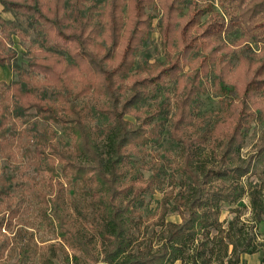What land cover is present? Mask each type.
<instances>
[{
	"label": "trees",
	"instance_id": "16d2710c",
	"mask_svg": "<svg viewBox=\"0 0 264 264\" xmlns=\"http://www.w3.org/2000/svg\"><path fill=\"white\" fill-rule=\"evenodd\" d=\"M0 3L39 37L41 48L27 65L43 74L55 95L47 97L27 73L0 80V155L9 154L16 119L30 110L61 124L71 137L68 145L55 130L32 127L34 151L47 160V212L60 238L57 248L51 245L53 256L62 250L67 264H238L242 253L256 250L255 226L238 215L224 225L219 204L246 194L253 221L264 216V129L256 150L241 154L251 121L264 116V0H218L222 12L209 14L211 4L196 0ZM154 29L163 57L138 61ZM8 31L0 15V65L11 67L17 51L1 36ZM235 32L246 37L238 50L227 40ZM239 63L250 68L242 80L233 75ZM208 80L220 110L210 125L200 121L202 132L193 131ZM169 83L180 86L167 126L179 145V188L171 208L180 220H162L155 241L139 247L134 229L140 220L133 208L143 205L154 182L130 174L132 156L160 135L168 112L165 102L143 110L140 104ZM251 174L257 180L245 182ZM66 175L88 198V226L72 221ZM8 186L2 183L0 197ZM31 251L25 243L14 264H28Z\"/></svg>",
	"mask_w": 264,
	"mask_h": 264
},
{
	"label": "rangeland",
	"instance_id": "374dc122",
	"mask_svg": "<svg viewBox=\"0 0 264 264\" xmlns=\"http://www.w3.org/2000/svg\"><path fill=\"white\" fill-rule=\"evenodd\" d=\"M197 4L209 3L211 10L222 12L218 0H196ZM0 15L7 20L9 25V36L1 33L6 38L7 44L17 51L13 65H0V80L10 81L20 78V72L28 74L42 84L43 91L49 98L55 95L52 87L43 83L44 76L36 71H31L27 60L36 50L41 48L39 37L26 27L23 19L15 17L10 12L2 11L0 3ZM204 18V17H203ZM245 35L240 32L232 33L227 40L230 46L238 50L245 40ZM255 51L258 49L254 42H250ZM146 57L148 60L162 58L159 36L154 29L145 45L139 51L137 60ZM250 68L244 64H237L233 69V75L240 80L249 76ZM180 86L169 83L168 87L161 92L149 96L140 104L141 110L152 109L158 104L165 102L168 112L167 118L163 119L162 130L158 137L147 144L140 146L132 156V170L130 174L141 177L142 180L152 177L153 189L147 191L143 205L134 207V215L140 220L139 227L134 229L136 235V246H143L149 241H155V235L162 220H180L177 210L171 208L173 194L178 190L180 174L177 168L179 158V145L168 135V117L174 111L176 94ZM91 98V96H89ZM87 98V96H85ZM219 96L212 88L210 80L207 88L200 94V103L195 109L197 123L193 131L202 132L204 121L207 125L219 113ZM134 119V116L130 117ZM53 129L57 133L59 142L71 143V137L61 124L46 122L34 114L33 110L16 119V131L12 144L9 146L8 155H0V187L3 182L9 184L7 194L0 197V264H14L19 249L25 243L32 248L28 264H67L62 250H57L58 256L52 254V244L59 245V237L55 226L48 215L46 198L51 192L49 172L45 164L46 158L34 151L35 138L32 129ZM264 129L263 120L251 121L249 131L241 148L242 156H248L256 150L255 144L259 142ZM206 156H201L204 160ZM56 169L62 174L60 163L55 164ZM245 182L256 181L255 175L244 177ZM66 181V202L73 223L80 226H88L91 218L90 205L87 196L81 191L78 183L70 181L69 175L63 176ZM220 220L226 225L227 221L238 215L244 224L255 226L257 246L256 250L240 255L238 264H264V216L258 221H253L248 196L245 194L235 202H221ZM88 216V217H87ZM215 230H212L214 233ZM253 232V231H252ZM70 256L72 250L67 248ZM51 259V262L48 261ZM172 264H180V260ZM212 264H217L213 262Z\"/></svg>",
	"mask_w": 264,
	"mask_h": 264
}]
</instances>
